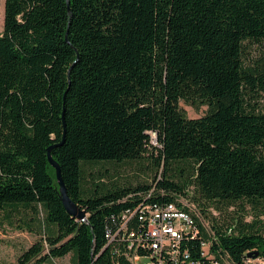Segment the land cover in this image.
<instances>
[{
	"label": "trees",
	"instance_id": "obj_1",
	"mask_svg": "<svg viewBox=\"0 0 264 264\" xmlns=\"http://www.w3.org/2000/svg\"><path fill=\"white\" fill-rule=\"evenodd\" d=\"M4 1L0 227L40 236L10 264H132L145 207L190 188L204 214L227 212L214 236L194 216L199 236L182 241L193 260L212 264L202 241L218 264L264 260V221L228 212L264 208V63L245 60L264 42V0ZM182 101L208 111L191 119ZM50 148L85 220L63 205ZM146 160L163 170L150 184L85 187L86 164Z\"/></svg>",
	"mask_w": 264,
	"mask_h": 264
},
{
	"label": "rangeland",
	"instance_id": "obj_2",
	"mask_svg": "<svg viewBox=\"0 0 264 264\" xmlns=\"http://www.w3.org/2000/svg\"><path fill=\"white\" fill-rule=\"evenodd\" d=\"M4 13L5 1L0 0V35L4 31ZM4 17V18H3ZM245 60L247 65L255 66L257 63H264V42L248 44ZM260 104L264 105V97L260 99ZM181 108L187 113L191 119H197L204 116L208 107L201 106L199 108L186 104L184 101L180 103ZM152 144L159 146L156 135H152ZM84 170V184L85 187H92L95 184H104L108 186H129L136 187L138 184H150L153 182L156 175L163 174L160 169L158 173L150 161L133 162V163H99V164H86L83 166ZM190 194L185 202L194 209L199 216V220L209 235L214 236L215 231L212 228V222L216 218L220 222L227 219V212L223 214L217 211L214 207H208V211L204 214L201 210L202 207L194 202L191 198L194 195V188L187 190ZM182 198V197H181ZM232 212L236 217L244 215L245 222H252L253 220L264 221V208L255 209L250 205L240 203L228 211ZM230 216V215H229ZM40 240L37 234L28 232L26 230L17 229L8 224L0 227V264H10L17 262L20 255L29 249L33 244ZM147 260L141 259L139 264H144ZM260 262V261H257ZM47 264H71V256L65 258L55 259Z\"/></svg>",
	"mask_w": 264,
	"mask_h": 264
},
{
	"label": "built area",
	"instance_id": "obj_3",
	"mask_svg": "<svg viewBox=\"0 0 264 264\" xmlns=\"http://www.w3.org/2000/svg\"><path fill=\"white\" fill-rule=\"evenodd\" d=\"M185 201L183 198H176V202L166 205L145 207L147 240L143 241V236H139L137 241L133 242L131 240L134 234L129 235L128 239L125 255L132 264H139L142 258L147 260L144 264H204L203 261L193 260L190 252L182 247L184 237L199 236V229L194 218L199 216ZM126 221L122 227L125 233L128 232ZM211 247V242H201V258L211 261L212 264H218ZM247 264H264V260L249 259Z\"/></svg>",
	"mask_w": 264,
	"mask_h": 264
},
{
	"label": "water",
	"instance_id": "obj_4",
	"mask_svg": "<svg viewBox=\"0 0 264 264\" xmlns=\"http://www.w3.org/2000/svg\"><path fill=\"white\" fill-rule=\"evenodd\" d=\"M51 151H52V148L49 149V153H48L49 162L56 170V177H57V181H58V185H59V193H60V197H61V200L63 202V205H64L66 211L68 212V214L72 215L73 217L77 218L80 221L85 220V218H86L85 211L80 210L77 207V205L70 199V197L67 193V189H66L64 180L62 178L60 166L53 159Z\"/></svg>",
	"mask_w": 264,
	"mask_h": 264
}]
</instances>
